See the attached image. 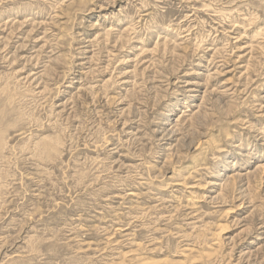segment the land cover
Wrapping results in <instances>:
<instances>
[{
  "label": "rangeland",
  "instance_id": "obj_1",
  "mask_svg": "<svg viewBox=\"0 0 264 264\" xmlns=\"http://www.w3.org/2000/svg\"><path fill=\"white\" fill-rule=\"evenodd\" d=\"M0 264H264V0H0Z\"/></svg>",
  "mask_w": 264,
  "mask_h": 264
}]
</instances>
